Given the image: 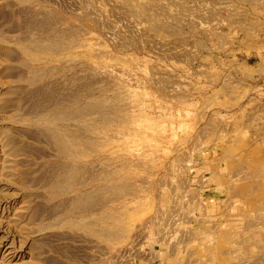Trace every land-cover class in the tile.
I'll list each match as a JSON object with an SVG mask.
<instances>
[{
  "label": "rangeland",
  "instance_id": "1",
  "mask_svg": "<svg viewBox=\"0 0 264 264\" xmlns=\"http://www.w3.org/2000/svg\"><path fill=\"white\" fill-rule=\"evenodd\" d=\"M0 264H264V0H0Z\"/></svg>",
  "mask_w": 264,
  "mask_h": 264
},
{
  "label": "crops",
  "instance_id": "2",
  "mask_svg": "<svg viewBox=\"0 0 264 264\" xmlns=\"http://www.w3.org/2000/svg\"><path fill=\"white\" fill-rule=\"evenodd\" d=\"M207 174H209V175H207ZM210 174H211V171H209V170H208L207 173H206V172L203 173V175L205 176V179H206V178H209V177H210Z\"/></svg>",
  "mask_w": 264,
  "mask_h": 264
}]
</instances>
